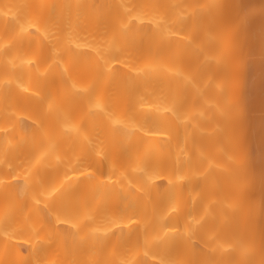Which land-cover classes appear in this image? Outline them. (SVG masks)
Listing matches in <instances>:
<instances>
[{"label": "bare ground", "instance_id": "bare-ground-1", "mask_svg": "<svg viewBox=\"0 0 264 264\" xmlns=\"http://www.w3.org/2000/svg\"><path fill=\"white\" fill-rule=\"evenodd\" d=\"M0 264H264V0H0Z\"/></svg>", "mask_w": 264, "mask_h": 264}]
</instances>
